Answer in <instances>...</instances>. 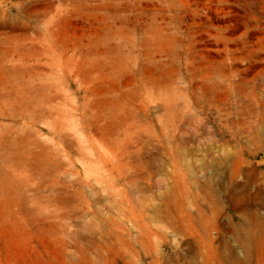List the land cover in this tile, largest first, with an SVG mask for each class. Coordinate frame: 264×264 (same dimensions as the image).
<instances>
[{
  "label": "rangeland",
  "instance_id": "obj_1",
  "mask_svg": "<svg viewBox=\"0 0 264 264\" xmlns=\"http://www.w3.org/2000/svg\"><path fill=\"white\" fill-rule=\"evenodd\" d=\"M245 209L264 0H0V264H237Z\"/></svg>",
  "mask_w": 264,
  "mask_h": 264
},
{
  "label": "bare ground",
  "instance_id": "obj_2",
  "mask_svg": "<svg viewBox=\"0 0 264 264\" xmlns=\"http://www.w3.org/2000/svg\"><path fill=\"white\" fill-rule=\"evenodd\" d=\"M236 171L237 170L235 171L232 170L231 178L234 177ZM242 188H243V185H242ZM233 198L234 200L241 199L240 195L237 194V191L236 193L234 192ZM243 213H244L243 215L244 220L242 222H239V224L233 225L232 232L236 240L243 244V247L245 249V255H244L245 260H243L244 257H241L239 254V257L236 259L235 262L237 264H240L241 262L245 261L246 264H249V263L251 264L253 260L254 249L256 247L250 246V244L254 243L255 246L259 244L260 238L258 237L259 236L258 234L261 232L260 229L264 226V213L262 214L258 211H254L250 209H245ZM236 240L235 242H237Z\"/></svg>",
  "mask_w": 264,
  "mask_h": 264
}]
</instances>
